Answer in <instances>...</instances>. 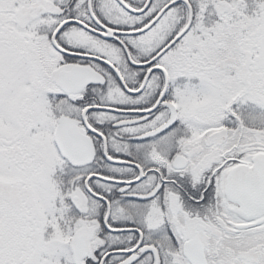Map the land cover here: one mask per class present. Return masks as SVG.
Returning a JSON list of instances; mask_svg holds the SVG:
<instances>
[{"label": "snow or ice", "instance_id": "1", "mask_svg": "<svg viewBox=\"0 0 264 264\" xmlns=\"http://www.w3.org/2000/svg\"><path fill=\"white\" fill-rule=\"evenodd\" d=\"M0 264H264V0H0Z\"/></svg>", "mask_w": 264, "mask_h": 264}]
</instances>
